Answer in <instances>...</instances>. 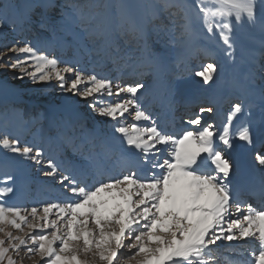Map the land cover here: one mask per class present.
Segmentation results:
<instances>
[{
  "label": "snow or ice",
  "instance_id": "obj_1",
  "mask_svg": "<svg viewBox=\"0 0 264 264\" xmlns=\"http://www.w3.org/2000/svg\"><path fill=\"white\" fill-rule=\"evenodd\" d=\"M32 7L0 0V35L23 32ZM70 8L61 9V31L97 57L93 63L123 62L135 79L116 82L79 58L61 59L50 51L54 41L40 47L13 37L0 48V69L55 81L112 122L97 152L94 140L59 126L46 139L37 129L28 140L19 111L0 112V264H17L21 251L35 264H264V152L254 154L261 181L249 195L257 204L234 188L225 154L237 141L264 139V0H84ZM196 41H204L197 51L206 59L195 76L205 85L216 81L219 49L235 95L219 128L202 124L203 114L216 111L209 104L187 119L196 130L169 132L147 101L172 107L166 61L171 49ZM40 140L79 159H57ZM33 168L50 179L53 194L31 207L9 203L15 172Z\"/></svg>",
  "mask_w": 264,
  "mask_h": 264
},
{
  "label": "rangeland",
  "instance_id": "obj_2",
  "mask_svg": "<svg viewBox=\"0 0 264 264\" xmlns=\"http://www.w3.org/2000/svg\"><path fill=\"white\" fill-rule=\"evenodd\" d=\"M82 2L84 0H13V3L17 5L31 4L33 6L31 11L32 23L26 25L23 32H13L11 29H8L6 36L0 35V48H3L6 44L13 43V37L27 39L34 45L40 47H45L48 42L54 41L50 51H54L61 59L79 58L82 60L84 66L89 68L95 67L96 71L101 75L116 78V82L121 80L131 82L135 79V75L130 68L123 66V62L113 65L111 61L103 60L100 64H95L93 61L97 57H90L70 34L61 31L60 21L63 19L61 9L70 11V5ZM48 3H54L56 7H46L45 5ZM41 24L44 26L42 27ZM54 32L55 36L53 34ZM149 43L156 51L163 50L161 45L155 40L150 39ZM203 43L204 41H196L188 49H171L166 61L165 79L170 83L174 93L172 107H165L163 104L154 101L152 97H149L147 101L151 109L160 114L158 123L169 132L178 124L181 130H196L199 127L188 125L186 121L198 111L199 106L210 103V99L201 93L210 90L213 93L214 90L226 89L231 92V95H235L231 86L232 77L229 70L230 66L227 64L223 53L219 49H216L214 58L221 64L222 71L216 81L210 85H205L201 82L200 78L195 76V71L199 69L201 63L206 59L202 53L197 51V47ZM84 44L88 49L93 48L91 42L84 41ZM132 47L133 45H129L127 50H131ZM136 54L139 55V52ZM126 74H129V76L123 77ZM18 75V72L0 69V112H3L5 108H14L19 111L22 118L27 121L26 127L30 129L26 139L32 140L33 136L31 133L36 132L37 129L42 130L40 136L46 139L47 134L51 133L54 135L56 126H59L61 132L68 131L79 139L94 140L97 144L96 151L99 152L101 150L99 147L100 142L110 132L112 124L108 118L94 113L89 108L88 101L83 98L61 92L56 86L55 81L51 84L32 82L27 77L23 79L16 78ZM220 78H222V87L217 86ZM213 88L215 89L212 90ZM185 91L199 92L201 94L199 95L200 97L204 95L201 98L206 97L207 99H205V102L195 101L185 111H180V96ZM228 107L229 105L224 107V113L228 110ZM166 111H170L175 116L173 123L170 125L168 124L170 117L166 116ZM11 116L12 114L9 111V117L11 118ZM211 119L209 114H203L202 124L213 122V119ZM127 122H132L130 117ZM141 124L144 126L143 122ZM9 130H13L12 125H10ZM39 142L44 143V140H40ZM235 144L236 147H232L231 150L236 154L241 142L237 141ZM262 145L263 142H259L257 148H254V154L258 151L264 152ZM44 146L45 151L57 159H79V157L73 156L71 152L58 153L55 144L49 146L44 143ZM255 165L258 166L257 164ZM15 177L17 194L9 200V203H19L21 206L31 207V201H41L53 194L54 190L50 179L44 177L41 172L36 171L34 168L26 171H16ZM244 197L248 198L249 196L247 194ZM225 255L231 259L236 258L231 253H225ZM17 264H35V261L34 259L25 257L24 252L21 251L20 256L17 257ZM223 264H228L227 260L223 261Z\"/></svg>",
  "mask_w": 264,
  "mask_h": 264
},
{
  "label": "bare ground",
  "instance_id": "obj_3",
  "mask_svg": "<svg viewBox=\"0 0 264 264\" xmlns=\"http://www.w3.org/2000/svg\"><path fill=\"white\" fill-rule=\"evenodd\" d=\"M128 76L129 74L123 75V77H128ZM217 86L222 87V78H220L219 82L217 83ZM214 89L215 88H213L212 90ZM210 93H211V90L205 91L201 94H205V96H207L210 99L209 104H211L215 108L216 111L213 114H209V115L213 119V120L211 119L213 123L216 124V127L218 128L223 118V114H224L223 109L226 105H229L228 101L233 95H231V92L226 89H218L216 91L214 90L213 93L211 94ZM201 94L199 92H193V91L186 92L185 91L180 96L181 97L180 104H179L180 111H185L187 107L195 101L205 102V99L207 98L206 97L201 98V97H204V95L200 97L199 95ZM208 105H204V106H208ZM165 113L167 117H170L169 123H168L170 125L171 123H173L175 116L172 115L173 113H171L170 111H166ZM205 114H208V113H205ZM256 116H257V119H259L258 112L256 113ZM175 119L179 120L180 118H175ZM164 121H165V118H164ZM178 125L175 126L173 130L170 132H180L181 128ZM259 142L260 143L263 142L262 149L264 151V139L260 138L259 136L255 138L254 143L252 145H247L241 142L240 146L237 149L238 151L236 154L235 152L233 153V150L231 149H225V154L230 158L231 162L234 165L233 175L230 177V180L234 188L238 187L240 189L242 196H245L246 193L249 194L253 189L258 188L260 181H261V171L259 169V166L255 165L256 164L255 161H252L254 159L253 157L254 148H257V146L259 145ZM235 147H236V144L234 143L233 148ZM248 199H251V202L253 204L258 203V200L255 198H252L250 195ZM259 202L264 203V200H261Z\"/></svg>",
  "mask_w": 264,
  "mask_h": 264
}]
</instances>
